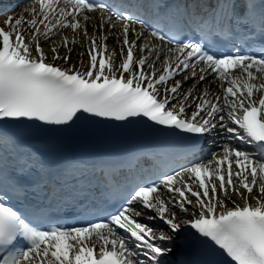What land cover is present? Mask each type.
Instances as JSON below:
<instances>
[{
	"label": "snow or ice",
	"instance_id": "snow-or-ice-1",
	"mask_svg": "<svg viewBox=\"0 0 264 264\" xmlns=\"http://www.w3.org/2000/svg\"><path fill=\"white\" fill-rule=\"evenodd\" d=\"M26 11L0 26L5 149L29 147L28 130L71 127L86 114L146 118L225 143L206 161L136 185L87 226L41 228L38 203L21 211L0 200V264H184L176 249L190 239L186 228L234 264H264V0H31ZM181 33L201 38L177 40ZM75 44L87 66L70 63ZM27 155L11 167L0 155V184L17 196L27 190Z\"/></svg>",
	"mask_w": 264,
	"mask_h": 264
},
{
	"label": "bare ground",
	"instance_id": "bare-ground-1",
	"mask_svg": "<svg viewBox=\"0 0 264 264\" xmlns=\"http://www.w3.org/2000/svg\"><path fill=\"white\" fill-rule=\"evenodd\" d=\"M30 7H31V1L28 2L26 5H24V7L19 8L18 11L14 12L13 14H11L9 16L19 17L21 14H23L25 16H28V12L26 11V9H28ZM7 17L8 16L1 17L0 18V26H3V21ZM89 31H91V29H89ZM108 43H109V46L110 47H114L115 46V42L112 41L111 39L109 40ZM70 46L75 49V53L73 54V57H72V60L70 61V63H77L78 60L82 59L83 62H84V66H87V64H88V57H87V55L85 54L83 57H80V56L77 55L78 53L85 52V48L81 47L80 44H75V45H70ZM45 50L46 51L48 50V46L47 45H45ZM61 54H63V51L61 52ZM212 88H213V90H215L217 88V85L214 83L212 85ZM214 137L217 139L216 142L218 143L217 144L218 148H217L216 152H220L221 151V146H222L223 143H225V141L220 136H214ZM219 148H220V150H218ZM237 202H241L242 203V201H240L238 198H237ZM178 218L187 219L189 217L187 215H185V214H178ZM149 223L154 224V225H157L160 228H163L164 227L159 220L150 221ZM186 229L183 230V231H186ZM181 240H180V242H181ZM179 249H180V244L177 245V249H176V252L177 253H179ZM174 258H175V254L173 256V259Z\"/></svg>",
	"mask_w": 264,
	"mask_h": 264
}]
</instances>
